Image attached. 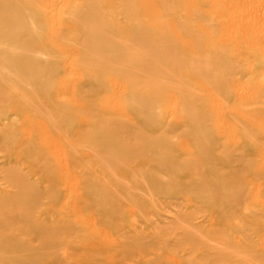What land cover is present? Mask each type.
<instances>
[{
    "label": "rangeland",
    "instance_id": "obj_1",
    "mask_svg": "<svg viewBox=\"0 0 264 264\" xmlns=\"http://www.w3.org/2000/svg\"><path fill=\"white\" fill-rule=\"evenodd\" d=\"M11 1L0 264H264V0ZM138 140L156 146L125 155Z\"/></svg>",
    "mask_w": 264,
    "mask_h": 264
},
{
    "label": "bare ground",
    "instance_id": "obj_2",
    "mask_svg": "<svg viewBox=\"0 0 264 264\" xmlns=\"http://www.w3.org/2000/svg\"><path fill=\"white\" fill-rule=\"evenodd\" d=\"M8 1H9V0H8ZM27 1H28V0H27ZM27 1H26V2H27ZM32 1H33V0H32ZM226 1H227V0H226ZM10 2H12V1L10 0ZM91 2H93V1H91ZM142 2H143V1H141V2H139V3L135 2V4L139 6L140 3H142ZM0 3H1V2H0ZM17 3H18V1H17ZM20 3H21V1L19 2V4H20ZM22 3L25 4V1L22 2ZM36 4H37V3H36ZM36 4H35V5H36ZM226 4H227V3H226ZM0 5H1V4H0ZM15 5H16V4H15ZM21 5H22V4H21ZM27 5H28V4H27ZM38 5H39V3H38ZM227 5H228V4H227ZM227 5H226V8H228ZM22 6H23V5H22ZM39 6H40V5H39ZM88 6H89V5H88ZM12 7H13V5H12ZM35 7H36V6H35ZM91 7H92V6H91ZM95 7H97V6H95ZM13 8H15V7H13ZM18 8H19V7H18ZM29 8H30V6H29ZM29 8H28V9H29ZM33 8H34V7H33ZM43 8H44V7H43ZM94 9H95V8H94ZM7 10H8V9H7ZM95 10H96V9H95ZM26 11H28V10H26ZM81 11H82V10H81ZM91 11H92V10H91ZM137 11H138V10H137ZM9 12H10V11H9ZM10 13H11V12H10ZM73 13H74V12H73ZM81 13H82V12H81ZM6 14H7V13H6ZM12 14H14V13L12 12ZM18 14H19V13H18ZM28 14H29V13H28ZM28 14H27V17L30 18L31 16L28 15ZM48 14H49V13H48ZM78 14H79V13H78ZM86 14H87V13H86ZM0 15H1V14H0ZM31 15L33 16V14H31ZM69 15H70V14H69ZM71 15H73V14H71ZM71 15H70V16H71ZM7 16H8V15H7ZM7 16H5L4 18H3V14L0 16V27H1V25H2V26L5 25L4 22H5L6 20H10ZM10 16H11V15H10ZM14 16H16V15L14 14ZM51 17H52V16H51ZM74 17H75V16H73V18H74ZM12 18H13V17H12ZM12 18H11V20L13 21V19H14L15 17H14L13 19H12ZM31 18H32V17H31ZM15 19H16V18H15ZM17 19H18V18H17ZM49 19H50V18H49ZM49 19H48V21H49ZM68 19H69V18H68ZM76 19H77V17H76ZM29 20H30V19H28L27 22H28ZM77 20H79V18H78ZM237 20H238L237 18H234L232 21H233V22H236ZM30 21H33V20L31 19ZM51 21H52V20H51ZM84 21H86V20H84ZM14 22H16V21L14 20ZM14 22H12V23H14ZM18 22H19V21H18ZM81 22H82V21H81ZM86 22H87V21H86ZM19 23L22 24V22H19ZM30 24H32V22H31ZM82 24H84V23H82ZM94 24H95V23H94ZM94 24H93V25H94ZM19 25H20V24H19ZM19 25H18V26H19ZM86 25H87V24H86ZM7 26H8V25H7ZM10 26H11V24H10ZM16 26H17V25H16ZM18 26H17V27H18ZM87 26H88V25H87ZM91 26H92V24H91ZM230 26L233 27V28H236V27H237V24H236V23H231ZM39 27H40V26H39ZM39 27H38V28H39ZM88 27H89V26H88ZM228 27H229V26H228ZM4 28H6V27H4ZM28 28H29V26L26 27V29H28ZM95 29H96V28H95ZM240 29H241V28H240ZM17 30H18V29H17ZM34 30H35V29H34ZM185 30H186V29H185ZM232 30H233V29H232ZM82 31H83V30H82ZM103 31H104V30H103ZM183 31H184V29H183ZM35 32H36V31H35ZM90 32H91V31H90ZM139 32H140V31H139ZM142 33H143V32H142ZM50 35L52 36L51 33H50ZM83 35H84V34H83ZM135 35H137V33H136ZM140 35H142V34H140ZM143 35H144V34H143ZM28 36H29V37H33V35H31V34L28 35ZM48 36H49V35H48ZM137 36H139V35H137ZM137 36H136V37H137ZM25 37H26V36H25ZM25 37H24V39H23V37L21 36V39H23V40L25 41ZM140 37H141V36H140ZM145 37H146V36H145ZM26 38H27V37H26ZM91 38H92V37H91ZM141 38L143 39V36H142ZM103 39H104V38H103ZM137 39H139V38L137 37ZM137 39H136V40H137ZM145 39H146V38H145ZM95 40H96V39H95ZM106 40H107V39H106ZM129 40H130V38H129ZM21 41H22V40H21ZM69 41H71V40H69ZM137 41H138V40H137ZM139 41H140V40H139ZM139 41H138V42H139ZM83 42H85V41H83ZM20 43H21V42L15 41V44H16L15 46H16V47H17V45L19 46ZM128 43H129V42H128ZM131 43H132V42H131ZM140 43H141V42H140ZM21 44H22V43H21ZM68 44H69V43H68ZM79 44H80V43H79ZM166 44H167V42H166ZM166 44H165V45H166ZM170 44H171V43H170ZM170 44H169V45H170ZM172 44H173V43H172ZM2 45H3V44H2ZM81 45H83V44H81ZM95 45H96V44H95ZM167 45H168V44H167ZM3 46H4V45H3ZM15 46H14V48H16ZM4 47H5V46H4ZM8 47H9V46H8ZM31 47H32V46H31ZM6 48H7V45H6ZM11 48H12V46H11ZM20 48H21V47H20ZM82 48H83V49H81V50H82L83 53H86V52H88V50H89L88 47L84 48V46H83ZM9 49H10V48H9ZM21 49H22V48H21ZM105 49H106V48H105ZM15 50H16V49H15ZM26 50H27V49H26ZM76 50H77V49H76ZM3 51H4V48H2V47L0 46V56H2V54L4 53ZM113 51H114V50H113ZM25 52H26V51H25ZM25 52H24V53H25ZM90 52H91V51H90ZM100 52H101V50H100ZM24 53H23V54H24ZM25 54H29V50H28V52L25 53ZM104 54H105V52H104ZM111 54H112V53H111ZM117 54H118V53H117ZM85 55H86V54H85ZM105 55H106V54H105ZM86 56H87V55H86ZM102 56H103V55H102ZM107 56H108V55H107ZM114 56H115V55H114ZM112 57H113V56H112ZM108 58H109V57H108ZM4 59H5V58H4ZM128 59H129V58H128ZM101 60H102V59H101ZM0 61H1V60H0ZM98 61H99V60H98ZM127 61H128V60H126V63H127ZM129 61H130V59H129ZM129 61H128V62H129ZM143 61H146V60L143 59ZM96 62H97V61H96ZM122 62H123V61H122ZM130 62H132V61H130ZM13 63H14V62H13ZM114 63H115V62H114ZM118 63H119V62H118ZM126 63H125V64H126ZM97 64H98V63H97ZM103 64H104V63H103ZM103 64H102V65H103ZM120 64H121V63H120ZM133 64H134V63H133ZM99 65H100V64H99ZM127 65H129V64L127 63ZM96 66H97V65H96ZM130 66H131V63H130ZM138 66H139V65H138ZM0 67H2V66H0ZM113 67H114V66H113ZM119 67H121V66H119ZM131 67H133V66H131ZM131 67H130V68H131ZM142 67H143V65H142ZM2 68H3V67H2ZM95 68H96V67H95ZM98 68L100 69V67H98ZM127 68H128V67H127ZM140 68H141V67H140ZM140 68H139V69H140ZM146 68H147V67H146ZM146 68H145V69H146ZM151 68H152V67H151ZM119 69H120V68H119ZM154 69H155V68H154ZM160 69H161V68H160ZM115 70H116V74H117V73H118V72H117V69H115ZM125 70H126V69H125ZM125 70H124V71H125ZM141 70H142V69H141ZM127 71H128V69H127ZM131 71H132V70H131ZM131 71H130V72H131ZM145 71H146V70H145ZM149 71H150V70H149ZM149 71H148V72H149ZM154 71H155V70H154ZM164 71H165V69H164ZM141 72H143V71H141ZM155 72H156V71H155ZM114 73H115V72H114ZM120 73H122V72L120 71ZM149 73H150V72H149ZM142 74H144V76H145V75H148V73L146 74L145 72H143ZM142 74L139 75L138 77L142 76ZM114 75H115V74H114ZM122 75H123V76H122ZM122 75H121V76L124 77V78L126 79V81H128V83L132 81L133 84H134V85H132V86H133L132 89H136V88H134V86H135L136 82H137L138 80H140V79L137 77V75L135 74V77H136V78L133 77V76H134L133 74H132L133 76H132L131 74H128V73H124V74H122ZM0 76H1V75H0ZM23 76H24V75H23ZM144 76H143V77H144ZM2 77H3V76H2ZM17 77H18V76H17ZM103 77H104V75H103ZM122 77H121V78H122ZM145 77H146V76H145ZM145 77H144V78H145ZM147 77H148V76H147ZM144 78H141V79H144ZM4 79H5V77H4ZM4 79H3V80H4ZM19 80H21V79H19ZM153 81H154V80H153ZM126 83H127V82H126ZM139 83H140V81H139ZM139 83H138V84H139ZM158 83H159V82H158ZM26 84H27V83H26ZM103 84H104L103 82L96 81V83H95V87H96V88H101V87H103ZM138 84H136V85H137V90H138V86H141V85H138ZM179 84H180V83H179ZM183 84H184V83H183ZM183 84H181V85H183ZM256 84H258V83H256ZM126 85H127V84H126ZM128 85H129V84H128ZM130 85H131V84H130ZM172 85H173V84H172ZM173 86H174V85H173ZM175 86H176V84H175ZM135 87H136V86H135ZM142 87H143V86H142ZM155 87H157V86H155ZM182 87H183V86H182ZM129 88H130V87H129ZM129 88H128V89H129ZM140 88H141V87H140ZM157 88H158V87H157ZM157 88H156V89H157ZM3 89H4V88H3ZM3 89H2L1 91H4ZM149 89H150V88H149ZM158 89H159V88H158ZM187 89H188V87H187ZM8 90H9V89H8ZM16 90H17V89H16ZM141 90H144V89L141 88ZM150 90H151V89H150ZM185 90H186V89H185ZM5 91H6V90H5ZM9 91H10V90H9ZM9 91H8V92H9ZM133 91H135V90H133ZM148 91H149V90H148ZM151 91H152V90H151ZM188 91H189V90H188ZM6 92H7V91H6ZM3 93H4V92H1L2 95L5 94V93H4V94H3ZM137 93L139 94V91H138ZM27 94H28V93H27ZM34 94H35V90H34ZM2 95H1V96H2ZM23 95H24V94H23ZM186 95H187V94H186ZM189 95H190V94H189ZM1 96H0V97H1ZM177 96H178V95H177ZM191 96H192V94H191ZM3 97H4V96H2V99H3ZM7 97H8V95H7ZM137 97H138L139 99H141V98H140L141 96L139 97V96L137 95ZM187 97H188V96H187ZM8 98H9V97H8ZM26 98H28V97H26ZM144 98H145V97H144ZM180 98L182 99V97H180ZM180 98H179V99H180ZM183 98H184V95H183ZM9 99H10V98H9ZM130 99H132V98L130 97ZM133 99H134V98H133ZM142 99H143V97H142ZM146 99H148V101H149V97L146 98ZM186 99H187V98H185V101L188 102ZM190 99H191V98H190ZM32 100H33V99H32ZM144 100H145V99H143V100H141V101H144ZM1 101H2V100H1ZM7 101H8V100H7ZM139 101H140V100H139ZM146 101H147V100H145V102H146ZM180 101H181V100H180ZM193 101H194V99H193ZM31 102H32V101H31ZM182 102H183V100L181 101V103H182ZM195 102H196V101H194V103H195ZM32 103H33V102H32ZM32 103H31V104H32ZM134 103H135V102H134ZM183 103H184V102H183ZM183 103H182V104H183ZM190 103H191V100H190ZM190 103L188 102V103H184V104H186L185 106L187 107L188 104H190ZM129 104H130L131 106H133L130 102H129ZM130 105H129V106H130ZM195 105H196V104H195ZM129 106H128V107H129ZM183 106H184V105H183ZM192 106H193V104H192ZM196 106H197V105H196ZM193 107H195V106H193ZM201 107H202V106H201ZM204 108H206V107H204ZM195 109H198V108L195 107ZM199 110H200V109H199ZM199 110H198V111H199ZM205 110H207V109H205ZM35 111H36V110H35ZM136 111H137V110H136ZM181 111H182V110H181ZM207 111H208V110H207ZM124 112H125V111H124ZM184 112L188 114L189 111L185 109ZM199 112H200V111H199ZM199 114H200V113H199ZM202 115H203V114H202ZM112 116H113V117H112L113 120L116 121V120H115L116 118L114 119V115H112ZM188 116H189V115H188ZM203 116H204V115H203ZM108 117H109V116H108ZM127 117H128V116H127ZM106 118H107V117H106ZM110 119H111V118H110ZM113 120H112V121H113ZM203 120H204V119H203ZM195 121L197 122V119H196ZM201 121H202V120H201ZM54 123H55V122H54ZM106 123H107V121H106ZM115 123H116V124H117V123H118V124H123L124 122H123V123H121V122L119 123L118 120H117V122H115ZM124 124H125V123H124ZM194 124H195V122H194ZM52 125H53V124H52ZM114 125H115V124H114ZM101 126H102V125H101ZM101 126H100V127H101ZM103 126H104V125H103ZM108 126H109V125H108ZM108 126H107V127H108ZM118 126H119V128H120V125H118ZM198 126H199V125H198ZM122 127H123V125H122ZM122 127H121V128H122ZM125 127H126V126H125ZM125 127H124V129H125ZM40 128H41V127H40ZM43 128L46 129V127H43ZM43 128H42V129H43ZM195 128H196V126H195ZM22 129H23V128H22ZM54 129H55V128H54ZM104 129H105V128H104ZM111 129H112V128H111ZM127 129H128V127H127ZM129 129H130V128H129ZM160 129H161V128H160ZM211 129H212V128H211ZM39 130H40V129H39ZM90 130H92V129H90ZM114 130H115V128H114ZM116 130H117V129H116ZM121 130H122V129H120V131H121ZM219 130H220V129H219ZM105 131H106V130H105ZM111 131H112V130H111ZM124 131H125V130H124ZM128 131L130 132V130H128ZM158 131H160V130H158ZM195 131H196V129H195ZM195 131H193V132H195ZM197 131H199V130H197ZM26 132H28V131H26ZM116 132H117V131H116ZM126 132H127V130H126ZM129 132H128V133H129ZM199 132H200V134H202L201 130H200ZM121 133H122V131H121ZM157 133H158V132H157ZM157 133H156V134H157ZM222 133H223V131H222ZM9 134H10V133H9ZM114 134H115V133H114ZM130 134H131V133H129V135H130ZM189 134L191 135V133H189ZM193 134H195V133H193ZM198 134H199V133H198ZM203 134H205V133H203ZM93 135H94V133H93ZM126 135H127V134H124L123 136H126ZM129 135H127V138H130ZM210 135H211V134H210ZM12 136H13V135H12ZM100 136H101V135H100ZM103 136H105V135L103 134ZM131 136H133V135H131ZM211 136H212V135H211ZM15 137H16V136H15ZM107 137H110V136L107 134L106 138H107ZM136 137H138V136H135L133 140H135V139L137 140ZM202 137H203V136H202ZM205 137H206V136H205ZM209 137H210V136H209ZM92 138H93V137H92ZM101 138H102V137H101ZM104 138H105V137H104ZM111 138H113V137H111ZM115 138H116V137H115ZM119 138H121V136H119ZM131 138H132V137H131ZM138 138H139V137H138ZM194 138H195V137H194ZM198 138H199V137H198ZM198 138H197L196 140L200 141ZM192 139H193V137H192ZM200 139H201V138H200ZM208 139H210V138H208ZM92 140H93V139H92ZM95 140H97V139L95 138ZM95 140H94V141H95ZM98 140H99V139H98ZM98 140H97V142L95 141L96 144H93V146L96 147L95 149H96V150L100 149L102 152H103V151H106L107 148L105 149V147H108V146H109V144H108L109 141H107V140H109V138H107L105 141H104V139H103V142H100V141H98ZM118 140H119V139H118ZM124 140H126V137H125ZM124 140L121 139V140H119V141H120L121 143H123V142H124V143H127V140H126V142H125ZM129 140L131 141V139H128V141H129ZM202 140H203V139H202ZM202 140H201V141H202ZM94 141H93V142H94ZM111 141H113V140L110 139V143H111ZM205 141H206V140H205ZM234 141H235V140H234ZM115 142H116L117 144L120 143V142L116 141V139H115ZM135 142H138V143H135ZM135 142H134V144H133V141H132V144H133V145L130 146L131 144H129L130 147H129V148L127 147L125 150H123L124 153H125L126 151L128 152V153H125V155H126V154H129V153H130L129 151H131L132 155H135L133 158H135V157L138 158L139 156H140V157H141V156H144V153H146V151H147L149 148H151V150H152V148H153V144H154V143H152V146H150L147 142H144V140H143V142L141 141L142 143L139 142V140H138V141H135ZM124 143H123V145H124ZM128 143H129V142H128ZM128 143H127V144H128ZM130 143H131V142H130ZM150 143H151V142H150ZM167 143H169V142H167ZM198 143H200V142H198ZM198 143H197V144H198ZM113 144H114V143L112 142V145H113ZM117 144H114V145H113L114 148H112V150L110 149V147L108 148V151H111V152L113 151V152H112V155H111V154L109 155V156L111 157V160L113 159L112 156H113V155H116V153H114V151L116 150V147H115V146H119V145H120V144H118V145H117ZM127 144H125V146H126ZM169 144H170V143H169ZM200 144H202V145L204 146L203 143H200ZM154 145L156 146V144H154ZM193 145H194V144H193ZM4 146H5V145H4ZM7 146L9 147V145H7ZM53 146H54V145H53ZM91 146H92V145H91ZM120 146H121V145H120ZM125 146H124V148H125ZM195 146H196V145H195ZM200 146H201V145H200ZM203 146H201V147H203ZM5 147H6V146H5ZM111 147H112V146H111ZM164 147H165V146H164ZM168 147H169V146H168ZM121 148H123V146H122ZM154 149H155V148H154ZM157 149H158V147H157ZM189 149H190V148H189ZM202 149H203V148H202ZM89 150H90V149H89ZM100 150H99V151H100ZM121 150H122V149H121ZM196 150H197V148H196ZM204 150H205V148H204ZM57 151H58V150H57ZM57 151L55 150V152H57ZM60 151H61V150H60ZM118 151L120 152V149H119V150H118V149L116 150L117 154H119ZM153 151H154V150H153ZM205 151H206V150H205ZM123 152H122V155H124ZM166 152H167V151H166ZM206 152H207V151H206ZM206 152H204V154H205ZM208 152H209V151H208ZM58 153H59V152H58ZM63 153H64V152H63ZM159 153H160V154H159L160 156H161V155H164L161 151H159ZM161 153H162V154H161ZM199 153L201 154V152H199ZM209 153H210V152H209ZM151 154H153V153H151ZM157 154H158V153H157ZM175 154H176V153H175ZM190 154H191V153H190ZM120 155H121V154H120ZM122 155H121V156H122ZM155 155H156V154H155ZM63 156H64V154H63ZM63 156H62V157H63ZM95 156H96V155H95ZM121 156H120V158H122ZM100 157H101V156H100ZM157 157H158V156H157ZM161 157H162V156H161ZM161 157H160V158H161ZM169 157H171V156H169ZM192 157H193V156H192ZM202 157H203V156H202ZM172 158H173V157H172ZM258 158H259V157H258ZM178 159H180V158H178ZM260 159H261V158H260ZM260 159H259V160H260ZM63 160H64V159H63ZM159 160H160V159H159ZM171 160H172V159H171ZM192 160H193V159H192ZM206 160H207V159H206ZM259 160H258V161H259ZM66 161H67V160H66ZM108 161H109V160H108ZM108 161L106 160V162H108ZM172 161H173V160H172ZM172 161H171V162H172ZM62 162H64V161H62ZM161 162H162V161H161ZM163 163H164V162H163ZM169 163H170V162H169ZM172 163H173V162H172ZM208 163H209V162H208ZM167 164H168V163H167ZM176 164H177V163H176ZM210 164H211V163H210ZM62 165H63V164H62ZM163 165H164V164H163ZM165 165H166V164H165ZM177 165H178V164H177ZM177 165H176V166H177ZM157 166H159V165H157ZM161 166H162V165H161ZM179 166H180V165H179ZM164 167H165V166H164ZM166 167H167V166H166ZM64 168H65V167H64ZM167 168H168V167H167ZM109 169H110V168H109ZM174 169H175V168H174ZM179 169H180V168H179ZM200 169H201V168H200ZM165 170H166V168H165ZM176 170H177V169H176ZM176 170H175V171H176ZM172 171H173V170H172ZM192 171H193V170H192ZM201 172H202V171H201ZM201 172H200V173H201ZM191 173H192V172H191ZM200 173H199V171L197 172V174H200ZM202 173H203V172H202ZM113 174H114V173H113ZM134 174H135V173H134ZM192 174H193V173H192ZM197 174H196V175H197ZM171 175H173V174H171ZM204 175H205V174L200 175V176L203 177ZM200 176H199V177H200ZM199 177H198V175H197V178H199ZM204 177H205V176H204ZM204 177H203V178H204ZM212 177H213V176H212ZM132 178H133V177H132ZM195 178H196V177H195ZM194 180L196 181V179H194ZM200 180L202 181L203 179L199 178V180L197 179V182L200 181ZM230 180L233 181V179H230ZM235 180H237V179H235ZM201 181H200L199 183H201ZM213 181H214V180H212V182H213ZM216 181H217V180H216ZM225 181H226V180H225ZM12 182H13V181H12ZM204 182H205V181H204ZM209 182H210V181H209ZM221 182H223V179H222ZM214 183H215V182H214ZM228 183H229V181H228ZM232 183H233L234 185H236V184L234 183V181H233ZM16 184H17V183H16ZM125 184H126V183H125ZM223 184H224V182H223ZM230 184H231V182H230ZM202 185H203V183H202ZM204 185H205V184H204ZM215 185H217V184H215ZM234 185H233V186H234ZM205 186H206V185H205ZM213 186H214V184H213ZM233 186H232V187H233ZM181 187H182V186H181ZM198 187H199V185H198ZM206 187H207V186H206ZM238 187H239V186H238ZM183 188H184V187H183ZM200 188H201V187H200ZM215 188H216V187H215ZM229 188H230V190H231L232 193L235 192V191L233 192V190H232L233 188L231 189V185H230ZM239 188H240V187H239ZM241 188H242V186H241ZM24 190H25V189H24ZM86 190H87V189H86ZM236 190H237V189H236ZM243 190H244V189H243ZM237 191H238V190H237ZM240 192H241V191H239V193H240ZM242 192H243V191H242ZM242 192H241V193H242ZM95 193H96V191H95ZM225 193H226V192H225ZM237 193H238V192H237ZM241 193H240V194H241ZM90 194H91V193H90ZM92 194H94V193L92 192ZM229 195H231V194H229ZM234 195H235V194H234ZM236 195H237V194H236ZM211 196H212V195H211ZM225 196H227V195L225 194L224 197H225ZM212 197H213V196H212ZM218 197H219V195H218ZM227 197H228V196H227ZM230 197H232V196H230ZM233 197H234V196H233ZM235 197H236V196H235ZM235 197H234V198H235ZM212 199H213V198H212ZM217 199H218V198H217ZM228 199H229V198H228ZM228 199H227V200H228ZM234 200H235V199H233L232 201H234ZM98 201H99V200H98ZM98 201H97V203H98ZM219 201H220V200H219ZM232 201H228V202H232ZM236 201H237V200H236ZM99 203H100V202H99ZM217 203H218V202H217ZM219 203H220V202H219ZM95 204H96V203H95ZM229 204H230V203H229ZM99 206H100V205H99ZM48 210H49V209H48ZM88 219H89V218H88ZM94 219H95V218H94ZM95 221H96V220H95ZM93 223H94V222H93ZM104 229H105V228H104ZM103 232H104V231H103ZM103 232H102V233H103ZM106 234H107V233H106ZM106 234H105V235H106ZM109 237H110V236H109ZM221 242H222V241H221ZM0 243H1V242H0ZM1 244H2V243H1ZM213 244H215V243H213ZM218 245H219V244H218ZM0 246H1V245H0ZM12 247H13V245H12ZM3 248H4V247H3ZM4 249H5V248H4ZM0 250H3V249H2V246H1V249H0ZM3 251H4V250H3ZM10 252H11V251H10ZM1 253H2V251H1ZM1 253H0V254H1ZM6 253H7V252H6ZM8 254H9V253H8ZM12 254H13V253H12ZM14 254H15V253H14ZM18 254H19V253H18ZM4 255H5V253H4ZM4 255H3V253H2V257H4ZM15 255H16V254H15ZM6 256H9V255H6ZM11 256H12V255H11ZM18 257H19V259H20V255H19ZM170 258H171V256H170ZM16 259H17V258H16ZM23 259H24V258H23ZM25 259H26V258H25ZM14 260H15V259H14ZM20 260H22V259H20ZM20 260H17V261H20ZM2 262H3V261H2ZM24 262H25V261H24ZM10 263H11V262H10ZM21 263H22V262H21ZM32 263H33V262H32ZM36 263H37V262H36ZM7 264H9V263L7 262ZM11 264H12V263H11ZM22 264H23V263H22Z\"/></svg>",
    "mask_w": 264,
    "mask_h": 264
}]
</instances>
